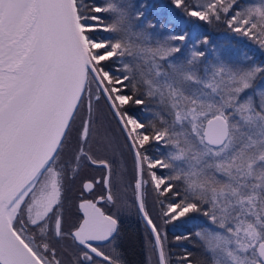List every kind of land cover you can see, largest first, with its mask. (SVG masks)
I'll use <instances>...</instances> for the list:
<instances>
[{
    "label": "snow or ice",
    "instance_id": "1",
    "mask_svg": "<svg viewBox=\"0 0 264 264\" xmlns=\"http://www.w3.org/2000/svg\"><path fill=\"white\" fill-rule=\"evenodd\" d=\"M170 3L264 53V0ZM146 7L0 0V264H131L124 214L139 264H264V63L161 37ZM192 213L199 252L182 232L174 254Z\"/></svg>",
    "mask_w": 264,
    "mask_h": 264
},
{
    "label": "trees",
    "instance_id": "2",
    "mask_svg": "<svg viewBox=\"0 0 264 264\" xmlns=\"http://www.w3.org/2000/svg\"><path fill=\"white\" fill-rule=\"evenodd\" d=\"M103 2L104 0H97V3ZM130 2L137 7L141 3L147 5L144 9L145 16L157 25L156 29H150L149 31L159 33L161 37L182 31L189 32L193 38L207 36L210 41L209 48L207 49L209 51V57L212 56L211 49L214 48L224 59L231 63H243L245 62V57L252 58L247 61L248 63H264V53H261L255 45L246 39L227 34L220 27L208 26L203 24V22L193 21L191 18L185 17L180 10L175 9L171 5L170 0H130ZM181 22L185 23L184 26H181ZM161 24L164 25L163 29L159 28ZM174 43H179V41ZM151 107L150 105L149 109ZM129 111L133 115L139 116L145 122L152 119L150 110H142L138 106L130 105ZM190 217L187 220L190 221L189 223H184L181 227L173 231L168 228V239L174 254H180L182 252V249L173 242V237L182 232L193 233L190 241L183 242L184 248L194 254L199 252V249L196 247L197 238L194 233L203 226L204 218L196 213L190 214ZM121 219L123 250L131 264H139L144 242L143 229L134 214H124Z\"/></svg>",
    "mask_w": 264,
    "mask_h": 264
},
{
    "label": "rangeland",
    "instance_id": "3",
    "mask_svg": "<svg viewBox=\"0 0 264 264\" xmlns=\"http://www.w3.org/2000/svg\"><path fill=\"white\" fill-rule=\"evenodd\" d=\"M184 22H181V26H184ZM192 29H193V27H191ZM195 29V28H194ZM192 32H194L193 30H192ZM97 174H99L98 172H94V171H90V170H84L83 172H82V177H89L90 175L91 176H94V175H97ZM77 183H78V181H77ZM190 221H187V223H189ZM186 224V223H185ZM169 229L171 230V231H173L174 229L172 228V226H169Z\"/></svg>",
    "mask_w": 264,
    "mask_h": 264
},
{
    "label": "flooded vegetation",
    "instance_id": "4",
    "mask_svg": "<svg viewBox=\"0 0 264 264\" xmlns=\"http://www.w3.org/2000/svg\"><path fill=\"white\" fill-rule=\"evenodd\" d=\"M99 174H97V175H94V176H98ZM89 177H93V176H89ZM78 184H79V181H78V183H77V186H78ZM70 195L71 196H73V197H75V196H77L78 195V193L76 192V190H75V187L73 188V192L72 193H70Z\"/></svg>",
    "mask_w": 264,
    "mask_h": 264
}]
</instances>
